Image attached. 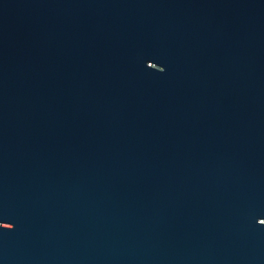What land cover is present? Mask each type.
<instances>
[{
	"label": "water",
	"instance_id": "water-1",
	"mask_svg": "<svg viewBox=\"0 0 264 264\" xmlns=\"http://www.w3.org/2000/svg\"><path fill=\"white\" fill-rule=\"evenodd\" d=\"M0 264H264V0H0Z\"/></svg>",
	"mask_w": 264,
	"mask_h": 264
}]
</instances>
